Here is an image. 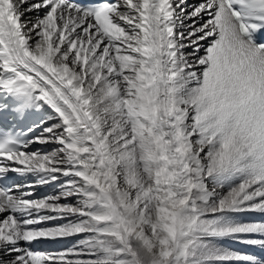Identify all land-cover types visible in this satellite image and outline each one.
<instances>
[{"label":"snow or ice","instance_id":"snow-or-ice-1","mask_svg":"<svg viewBox=\"0 0 264 264\" xmlns=\"http://www.w3.org/2000/svg\"><path fill=\"white\" fill-rule=\"evenodd\" d=\"M0 264H264V0H0Z\"/></svg>","mask_w":264,"mask_h":264},{"label":"bare ground","instance_id":"bare-ground-1","mask_svg":"<svg viewBox=\"0 0 264 264\" xmlns=\"http://www.w3.org/2000/svg\"><path fill=\"white\" fill-rule=\"evenodd\" d=\"M46 187H49V186H46ZM40 188H42V187H40ZM40 188H37V189H40ZM55 190H56L55 186H52L51 188L49 187V192H46L45 195L48 193H52ZM57 245H52V244L48 245V243L45 242L41 245V250L42 251H56V250H59V249H57ZM69 245H70V242H62L63 247H67Z\"/></svg>","mask_w":264,"mask_h":264},{"label":"rangeland","instance_id":"rangeland-1","mask_svg":"<svg viewBox=\"0 0 264 264\" xmlns=\"http://www.w3.org/2000/svg\"><path fill=\"white\" fill-rule=\"evenodd\" d=\"M51 243H48V245H50ZM227 246H230V247H240L239 245H236V244H231L230 242H228Z\"/></svg>","mask_w":264,"mask_h":264}]
</instances>
